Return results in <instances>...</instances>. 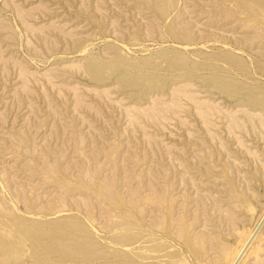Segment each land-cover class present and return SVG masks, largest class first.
Segmentation results:
<instances>
[{
	"label": "rangeland",
	"instance_id": "obj_1",
	"mask_svg": "<svg viewBox=\"0 0 264 264\" xmlns=\"http://www.w3.org/2000/svg\"><path fill=\"white\" fill-rule=\"evenodd\" d=\"M263 211L264 0H0V264H229Z\"/></svg>",
	"mask_w": 264,
	"mask_h": 264
},
{
	"label": "bare ground",
	"instance_id": "obj_2",
	"mask_svg": "<svg viewBox=\"0 0 264 264\" xmlns=\"http://www.w3.org/2000/svg\"><path fill=\"white\" fill-rule=\"evenodd\" d=\"M117 65V64H116ZM132 65V64H131ZM142 65H144V64H142ZM115 66V65H114ZM130 66V65H129ZM136 66V65H135ZM137 66H139V64L137 65ZM149 66V65H148ZM133 67H134V65H133ZM132 67V68H133ZM141 67V66H140ZM131 69V68H130ZM153 74V73H152ZM144 75V74H143ZM154 76V75H153ZM162 80V79H161ZM158 81H159V79H158ZM133 87V86H132ZM178 103V102H177ZM209 106V105H208ZM198 107V106H197ZM201 107V106H200ZM205 107V106H204ZM206 109H207V106H206ZM201 113V112H200ZM203 116H205L204 114H203ZM234 119V118H233ZM232 119V120H233ZM235 121V120H234ZM108 191V190H107ZM264 222V211L262 212V214L259 216V218L257 219V221H256V223H255V225H254V227H252L249 231H248V233H247V235H246V237L242 240V242L239 244V246L237 247V249H236V251L234 252V254H233V257H232V259H231V261L229 262V264H241L244 260H246V258H247V256L251 253V251H252V249L254 248V247H256V244H257V241H258V243H260L259 242V237H260V233L261 232H259V228L261 227V225H262V223ZM126 226V225H125ZM125 226H123V223H121V225H119V226H115L116 228H117V231H119V230H122V228L123 227H125ZM129 226V225H128ZM129 227H131V226H129ZM134 227V226H133ZM135 228V227H134ZM125 231H126V229H124ZM124 230H122V231H124ZM128 230V229H127ZM129 230H131L130 228H129ZM129 232V231H128ZM132 232H133V229H132ZM116 233V232H115ZM114 233V234H115ZM122 233H124V232H121V234ZM133 233H135V232H133ZM119 234H120V232H119ZM116 235V236H113V237H116L117 238V241H116V243L117 242H119V244H123L124 246L125 245H133L134 246V244L136 243V238L139 236H136L135 237V239H134V241L135 242H133L132 244H131V242L133 241L132 239H133V235H131V231H130V234H128L127 236H124V234H122V235ZM141 234V233H140ZM147 235V234H146ZM118 236H120V237H118ZM144 235H142V237H143ZM148 236V235H147ZM142 237H141V235H140V238L142 239ZM150 237V236H149ZM116 238H115V240H116ZM114 239V238H113ZM139 239V238H138ZM145 239V238H144ZM147 239V238H146ZM151 239V238H150ZM131 240V241H130ZM140 240V239H139ZM138 240V241H139ZM74 241V240H73ZM137 241V242H138ZM140 244H141V242H140ZM61 247V246H60ZM104 247V246H103ZM116 247H117V244H116ZM116 247H115V249H116ZM119 247V246H118ZM127 247V246H126ZM141 247V246H140ZM144 247V246H143ZM143 247H141L142 249H143ZM149 247V246H148ZM154 248H159V247H154ZM102 249V248H101ZM107 249V248H106ZM110 249V248H109ZM123 249V248H122ZM133 249V248H132ZM148 249H150V248H148ZM160 249V248H159ZM159 249H157V251L159 250ZM128 250V249H127ZM136 250H138L137 248H136ZM150 250H152L151 251V253L154 251V250H156V249H154L153 250V248L152 249H150ZM149 250V251H150ZM160 250H162V249H160ZM254 250V249H253ZM112 251V250H111ZM116 251V250H115ZM118 251V250H117ZM119 251H120V249H119ZM129 251V250H128ZM132 251V250H131ZM139 251V250H138ZM141 251V250H140ZM139 251V252H140ZM145 250H143L142 251V253L144 252ZM148 251V252H149ZM156 251V252H157ZM109 252H110V250H109ZM113 252H114V250H113ZM122 252V251H121ZM133 252V251H132ZM132 252L130 253L131 254V256H132ZM137 252V251H136ZM155 252V251H154ZM153 252V253H154ZM155 252V253H156ZM253 252V251H252ZM101 253H103V251H101L100 252V254ZM105 253V252H104ZM104 253H103V256H102V259H105V257L107 256H104ZM107 253V252H106ZM115 253L116 252H114V254L113 255H115ZM119 252H117V254L116 255H120L121 253H119ZM125 253V252H124ZM124 253H122V255L124 254ZM128 253V252H127ZM127 253H126V255L125 256H127ZM145 253L147 254V250L145 251ZM150 253V252H149ZM152 253V254H153ZM110 254H112V253H110ZM134 254V253H133ZM136 254V253H135ZM144 254V253H143ZM253 254V253H252ZM115 255V256H116ZM124 255L123 256H121L122 258L124 257ZM129 255V254H128ZM142 255V254H141ZM140 255V256H141ZM158 255V254H157ZM156 254H155V256H157ZM109 256V255H108ZM143 256H145V255H143ZM148 255H146V257H144V258H147L146 260H150V259H148V258H153V257H150V255L147 257ZM166 256V255H165ZM251 256V255H250ZM110 257H111V255H110ZM116 257H118V256H116ZM116 257H115V259L114 260H116ZM129 257H130V255H129ZM128 256L127 257H124V259L125 258H129ZM136 257H138L137 255H136ZM160 257V256H159ZM242 257V258H241ZM109 258V257H108ZM130 258H135V257H130ZM140 258H142V256L140 257ZM175 258V257H174ZM100 259H101V257H100ZM119 259H120V257H119ZM155 259V258H154ZM161 259V258H160ZM110 260V259H109ZM141 260V259H140ZM159 260V259H158ZM100 261V260H99ZM105 261H107V260H105ZM120 261V260H119ZM119 261L117 262V263H113V264H129V262H132V260L131 261H129V262H126V261H128V260H126V261H124V263H122V261H121V263H119ZM103 262V261H102ZM111 262V261H110ZM133 262H136L135 260H133ZM142 262V261H141ZM101 263V262H100ZM148 263V262H147ZM149 263H150V261H149ZM101 264H103V263H101ZM105 264H106V262H105ZM107 264H111V263H108L107 262ZM132 264H134V263H132ZM136 264H140V263H136ZM142 264V263H141ZM143 264H145V263H143Z\"/></svg>",
	"mask_w": 264,
	"mask_h": 264
},
{
	"label": "water",
	"instance_id": "obj_3",
	"mask_svg": "<svg viewBox=\"0 0 264 264\" xmlns=\"http://www.w3.org/2000/svg\"><path fill=\"white\" fill-rule=\"evenodd\" d=\"M263 225H264V223H262V225H261L260 229L263 227Z\"/></svg>",
	"mask_w": 264,
	"mask_h": 264
}]
</instances>
